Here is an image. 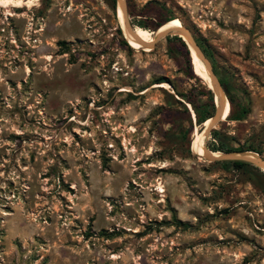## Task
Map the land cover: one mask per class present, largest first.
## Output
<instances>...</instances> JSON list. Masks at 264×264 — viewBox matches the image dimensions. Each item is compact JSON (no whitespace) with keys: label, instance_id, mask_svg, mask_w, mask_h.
Masks as SVG:
<instances>
[{"label":"rangeland","instance_id":"rangeland-1","mask_svg":"<svg viewBox=\"0 0 264 264\" xmlns=\"http://www.w3.org/2000/svg\"><path fill=\"white\" fill-rule=\"evenodd\" d=\"M125 1L211 51L233 100L213 129L264 157V0ZM120 10L0 4V264H264V183L194 148L206 67L183 37L133 47Z\"/></svg>","mask_w":264,"mask_h":264},{"label":"water","instance_id":"water-1","mask_svg":"<svg viewBox=\"0 0 264 264\" xmlns=\"http://www.w3.org/2000/svg\"><path fill=\"white\" fill-rule=\"evenodd\" d=\"M118 4L120 5L122 12L124 14L126 29L128 30V32H131L132 27H131L128 19H127V13H126V1L125 0H118ZM161 26H162V24L157 28V30ZM157 30L153 36L152 42H150L146 45L148 48H152L157 41H160V40L166 38L167 36L177 35V36L181 37L180 35H183L188 40V42L190 43V46L193 48V50L196 53V55L198 56V58L202 61V63L204 64V66L208 70L210 81H211V89L213 90V93L215 94V101H214L215 102V111H214V114L208 118V119H210V121L207 124V126H205V128H204V133L206 135L221 120H223V98L220 96L221 94L223 95V89L220 85V82H219L216 74L213 71V68H212L210 61L208 60L204 51L199 46L194 35L191 33V31L188 28H186L182 24V26L179 27L178 29L167 28V29H163L160 31H157ZM141 47L144 48L145 46H141ZM188 50H189V48H188ZM223 97H224V95H223ZM203 156L209 161H241V162H245V163H248V164H250V165H252V166H254V167H256V168H258L264 172V157L262 154L255 152V151H251V150L231 151V152H223V153H219L218 155H215L214 151H210L206 147H204Z\"/></svg>","mask_w":264,"mask_h":264},{"label":"trees","instance_id":"trees-1","mask_svg":"<svg viewBox=\"0 0 264 264\" xmlns=\"http://www.w3.org/2000/svg\"><path fill=\"white\" fill-rule=\"evenodd\" d=\"M112 2V7L115 9V3L116 0H111ZM117 9V8H116ZM173 17H166L164 20L159 21L156 23V26H154L153 30L157 29L161 24L163 25V22L165 21H171L173 20ZM166 23V22H165ZM164 23V24H165ZM182 37H179L177 35H172V36H167V40H177L181 45H183L186 48V52L188 54V49L189 46L185 40L181 39ZM199 46L202 48L204 51L205 55L209 59L212 68L214 70V73L217 75L220 85L222 89L226 92L228 101L232 104V97L230 96V86L228 82L226 81V77L222 76L219 71L215 68V61L214 58L211 54V51L202 45L200 41L195 38ZM126 43V42H125ZM189 54H191V51L189 49ZM191 58V55H190ZM190 58L186 56V61L188 63V66L190 67ZM191 65L193 69V64H192V59H191ZM165 80L163 77L158 79V83H163ZM207 100L200 106H194V111H195V117H196V124L200 125L203 124L205 121L209 120L208 118L211 117L214 114L215 106L213 102V96L210 90H207ZM245 114V110L243 109L241 112H239L236 115H230L228 118L230 119H241ZM210 135L212 136L213 140L215 141L214 143L211 144L210 149L212 151H221V152H231V151H244V150H253L258 153H262V151L259 148H253L252 146H248V148H244L242 146H236L232 143V138L225 135L223 132L217 130V129H212L210 132ZM191 145V142H190ZM223 167L228 168V169H236L238 171H245V172H250L256 179L261 180L264 183V172L259 171L258 168L253 167L252 165L241 162V161H225L220 163Z\"/></svg>","mask_w":264,"mask_h":264},{"label":"bare ground","instance_id":"bare-ground-1","mask_svg":"<svg viewBox=\"0 0 264 264\" xmlns=\"http://www.w3.org/2000/svg\"><path fill=\"white\" fill-rule=\"evenodd\" d=\"M34 1H36V0H0V4H1V6H4L5 8H8L9 6H17V5L26 4V3L31 5L32 3H34ZM33 5H36V4H33ZM7 10H9V9H7ZM120 11H121L120 12V16H121V20L123 22L124 32H125L126 36L129 38L130 44L132 43L133 45L132 44L131 45L133 47H135V48H142L141 46H145L144 47L145 50L149 49L146 45L148 43L152 42L153 36L156 33V31L153 32V31H150L148 29L133 27L132 31L128 32V30L126 29V26H125V18H124V14L122 12V9ZM181 26H182L181 22H179V21H171L169 23H165V25L163 24L157 31H160V30H163V29H167V28L178 29ZM180 36L185 38L183 35H180ZM191 49H192V52H193V55H194V59H195V63H196V73L201 75L202 73L199 70V63H200L201 60L198 58V56L196 55V53L194 52L192 47H191ZM207 72H208V70H207ZM161 84L163 86L167 85V83H161ZM228 111H229V105L227 104L225 99H223V115L225 116L228 113ZM203 134H205L204 131L201 133V135H203ZM200 137L201 136H199L198 139L195 137L196 140L194 139L195 140L194 148L196 149L197 153L203 155L204 154L205 142H204L203 139H200ZM214 154L218 155L219 153L214 152Z\"/></svg>","mask_w":264,"mask_h":264}]
</instances>
